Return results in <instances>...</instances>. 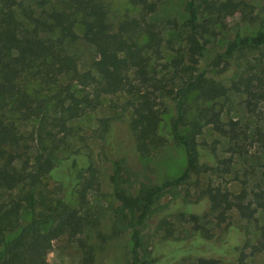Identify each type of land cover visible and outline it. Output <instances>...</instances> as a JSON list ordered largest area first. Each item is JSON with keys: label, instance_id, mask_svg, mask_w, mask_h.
I'll return each instance as SVG.
<instances>
[{"label": "trees", "instance_id": "trees-1", "mask_svg": "<svg viewBox=\"0 0 264 264\" xmlns=\"http://www.w3.org/2000/svg\"><path fill=\"white\" fill-rule=\"evenodd\" d=\"M129 1L138 7V15L114 21L104 0H0V264H41L39 254L65 236L82 244L78 235L87 217L81 208L95 178L92 167L77 170L78 207L62 191L50 198L46 180L61 182L54 173L63 161L57 153L73 135V122L110 95L127 98L128 129L139 156L148 157L169 143L185 156L179 175L138 188L122 178L123 164L115 161L111 182L119 206L112 236L130 230L132 244L123 264L156 262L145 248L143 231L156 204L166 196L178 220L193 225L195 235L180 253L194 257L193 264H220L230 255L207 227L209 216L214 227H220L232 212L251 220L264 211V189L259 184L250 192L232 193L221 183L203 180L214 170L230 173L248 139V125L231 117L224 120V106L232 95L243 94L245 110L264 124V74L250 67L249 74L238 73L229 86L225 83L229 79L225 69L236 55L264 48V18L253 16L237 23L224 51L204 63L208 38L224 17L245 8L244 0H182L181 26L167 21L172 25L167 33L151 19L161 0ZM253 25L254 33L243 32V26ZM78 40L94 51L87 67H80L70 51ZM163 42L175 56L159 65ZM169 111L173 112L170 130L163 134L160 124ZM28 123L32 129L25 135L20 128ZM206 130L219 136L211 145L201 143ZM257 134L262 140L264 127ZM203 146L210 148L209 160L216 166L205 161ZM239 177L236 173L233 179ZM191 188L200 189L194 202ZM201 203L207 207L202 215L190 211V206ZM23 211L30 219L20 227ZM158 227H165V237L174 231L165 218ZM259 232L255 249L264 250V218ZM103 259V264H111L108 253Z\"/></svg>", "mask_w": 264, "mask_h": 264}, {"label": "rangeland", "instance_id": "rangeland-1", "mask_svg": "<svg viewBox=\"0 0 264 264\" xmlns=\"http://www.w3.org/2000/svg\"><path fill=\"white\" fill-rule=\"evenodd\" d=\"M104 2L114 21H121L126 16H136L139 13L138 7L129 0H104ZM26 3L28 4L27 1ZM244 3L245 8L241 7L237 12L224 17L222 25L217 27L215 34L208 38V50L204 63L210 62L217 54L224 51L227 41L232 39L237 31V23L248 22V19L253 16L264 18L262 0H244ZM181 7L182 0H161V4L151 15V19L157 23L159 29L167 33V29L172 26L167 21H176L178 27L181 26L184 18ZM255 30V25L249 28L243 26L245 33H254ZM165 39L164 34L163 41ZM139 41L143 43L145 38L141 37ZM165 45L163 42V58L159 60V65H166V62L175 56L174 53L168 51L170 48ZM173 46L178 47L177 44ZM70 51L76 55L80 67H87L95 56L93 49L81 40L73 44ZM263 54L264 48L247 50L236 55L231 65L225 69V75L229 77L225 82L226 85L229 86L231 83L229 80L236 79L235 75L238 73L240 75L249 74L250 67H253L257 74H264ZM172 71L170 68L168 73L172 74ZM219 71L217 69L214 72ZM166 73L167 71L165 75ZM244 99L243 94H240V97L232 95L230 101L225 103L223 113L226 121L231 117L240 119L242 126L248 125V139L244 141L243 153L240 157L235 156V162L230 166V173L218 174V171L214 170L203 179L205 183L209 180L215 184L221 183L232 193H238L242 189L250 192L256 184L264 189V138L261 140L257 134V130L262 129L264 124L257 123L245 110ZM126 101L125 96L103 97L100 106L73 122V135L57 153L63 161L54 173L61 182L46 180L50 190L47 195L52 198L62 191L67 197H71V205L78 207L77 191L80 185H75L76 173L82 167L90 165L95 178L92 181V188L86 195V202L81 208L82 214L87 217V222L78 235L82 244L69 240L66 236L62 237L52 243L50 250L39 254L38 259L41 264H95L97 259H100L99 264H103L105 253L109 254L111 264H123L129 258L132 244L130 230L115 237L112 236L114 211L119 206L114 197L111 182L115 161L123 164L122 178L136 188L141 183L161 184L179 175L185 167L183 151L172 143L166 144L148 157H141L134 151L128 129L130 114L125 112ZM172 116V111L163 116L160 124L161 133H169ZM20 129L24 132L23 134L29 135L32 125L28 123L22 125ZM217 138L219 136L216 133L206 130L201 143L205 141L207 145H211ZM209 149L208 146H203L205 161L216 166L215 160H209L211 158ZM221 150V146L218 145L217 153L221 154ZM72 160L75 161V167H73ZM219 169H223V166L220 165ZM236 173L240 174V177L233 179ZM245 178H247L246 185L243 184ZM199 191L200 189L197 188H191L189 191L192 195V202L199 196ZM2 194L0 193V196ZM169 198L166 196L156 204L153 214L147 221V226L143 231L145 248L155 259L154 264H193L194 257L180 254L185 251L183 250L186 248L185 242L195 235L193 225L190 222L178 220L172 209L173 206H170ZM206 210L205 203L190 206V211L198 215H202ZM164 218L173 223L174 231L168 237H165V227L160 229L158 227ZM263 218L264 211L258 212L256 219L251 220L242 219L237 213L232 212L224 224L214 227V219L211 216L208 217L210 224L206 225L210 232L214 233L217 241L230 250V255L226 256L220 264H264V250L255 249L260 235L259 226L263 223ZM29 219L30 214L23 211L20 227ZM91 219L92 224L89 222ZM202 222L204 224V220ZM16 232L9 234L8 239L12 238ZM168 241L171 243L169 244ZM179 241L184 243L180 245ZM177 253L180 255H175Z\"/></svg>", "mask_w": 264, "mask_h": 264}]
</instances>
